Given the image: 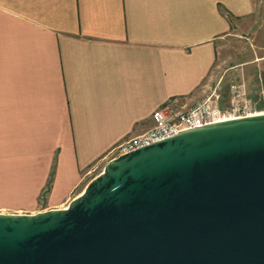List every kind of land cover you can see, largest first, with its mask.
Wrapping results in <instances>:
<instances>
[{
	"label": "crops",
	"instance_id": "1",
	"mask_svg": "<svg viewBox=\"0 0 264 264\" xmlns=\"http://www.w3.org/2000/svg\"><path fill=\"white\" fill-rule=\"evenodd\" d=\"M258 3L0 0V212L65 207L157 108L196 103Z\"/></svg>",
	"mask_w": 264,
	"mask_h": 264
},
{
	"label": "water",
	"instance_id": "2",
	"mask_svg": "<svg viewBox=\"0 0 264 264\" xmlns=\"http://www.w3.org/2000/svg\"><path fill=\"white\" fill-rule=\"evenodd\" d=\"M0 264H264V112L120 153L65 207L0 212Z\"/></svg>",
	"mask_w": 264,
	"mask_h": 264
},
{
	"label": "rangeland",
	"instance_id": "3",
	"mask_svg": "<svg viewBox=\"0 0 264 264\" xmlns=\"http://www.w3.org/2000/svg\"><path fill=\"white\" fill-rule=\"evenodd\" d=\"M242 78L255 110L264 112V0H259L254 14L231 18V30L218 42L216 60L206 81L209 85L202 97L219 84L221 104L227 107L230 85Z\"/></svg>",
	"mask_w": 264,
	"mask_h": 264
},
{
	"label": "built area",
	"instance_id": "4",
	"mask_svg": "<svg viewBox=\"0 0 264 264\" xmlns=\"http://www.w3.org/2000/svg\"><path fill=\"white\" fill-rule=\"evenodd\" d=\"M221 102L222 94L217 84L210 93L190 107H181L172 101L163 104L153 112L154 125L144 133L120 144L118 154L174 135L181 130L259 113L247 93L243 78L230 85L229 105L223 107Z\"/></svg>",
	"mask_w": 264,
	"mask_h": 264
},
{
	"label": "trees",
	"instance_id": "5",
	"mask_svg": "<svg viewBox=\"0 0 264 264\" xmlns=\"http://www.w3.org/2000/svg\"><path fill=\"white\" fill-rule=\"evenodd\" d=\"M50 188V181L48 182V184L46 185L44 192H46L48 189Z\"/></svg>",
	"mask_w": 264,
	"mask_h": 264
}]
</instances>
